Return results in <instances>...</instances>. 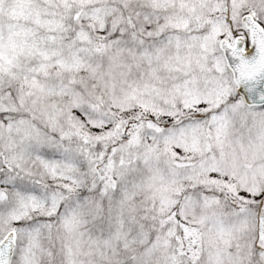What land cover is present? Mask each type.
<instances>
[{
    "label": "snow or ice",
    "instance_id": "6c2138e0",
    "mask_svg": "<svg viewBox=\"0 0 264 264\" xmlns=\"http://www.w3.org/2000/svg\"><path fill=\"white\" fill-rule=\"evenodd\" d=\"M0 264H264V0H0Z\"/></svg>",
    "mask_w": 264,
    "mask_h": 264
}]
</instances>
